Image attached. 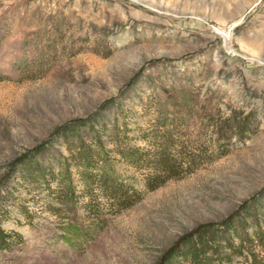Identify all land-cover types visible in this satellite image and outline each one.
Listing matches in <instances>:
<instances>
[{
    "label": "rangeland",
    "instance_id": "obj_1",
    "mask_svg": "<svg viewBox=\"0 0 264 264\" xmlns=\"http://www.w3.org/2000/svg\"><path fill=\"white\" fill-rule=\"evenodd\" d=\"M166 132L156 187L119 156L78 172ZM0 219V264H161L228 225L253 248L229 232L221 263L264 264V0H0Z\"/></svg>",
    "mask_w": 264,
    "mask_h": 264
},
{
    "label": "trees",
    "instance_id": "obj_2",
    "mask_svg": "<svg viewBox=\"0 0 264 264\" xmlns=\"http://www.w3.org/2000/svg\"><path fill=\"white\" fill-rule=\"evenodd\" d=\"M155 138L157 140H155L153 143L152 149H142L132 144L123 147L120 142V144H117L116 142L115 147L108 148L103 147L99 144V142H97L95 149H89L77 155V167L80 168V171L78 172H80V176L82 178H86L84 181L89 182L90 176H92V171L89 172L88 169L97 165V161L105 167L108 164H111L112 160L116 158V156H119L132 168L143 173L146 178V182L149 181L151 183L156 181L155 185H153V187H156L160 185L159 180L163 178V174H173L175 172V166L178 164L170 153V150L173 148L172 145H174L172 133L166 132L156 134ZM76 146L78 149L81 148V150H84V147H86L82 144H76ZM31 167L32 166H28L29 169ZM105 175L100 179V183L95 185L97 189L102 191L100 195L104 196L106 199L109 198L118 203L119 205H117V207H122L124 204V208L128 207L130 205V203H127V201H130L129 197L123 191L119 190L117 183L112 181L111 176L106 175L105 177ZM72 198V189L67 187V190L64 194V199L68 203V201H70ZM225 228L227 229L225 231H219V229H200L194 239H191V242L188 243L187 249L183 251V253L180 252L178 255L165 257L161 264H176L178 263V260H182L184 264H211L214 260L217 261V264H222V259L217 256L218 251L216 246L218 238H220L226 246H231V244L228 243L230 241V236H232L229 234V232L236 233L234 235L239 241V247L237 250H249V252H252L253 243L250 238H244V236H240L237 232L238 229H235L236 227L233 225H228ZM254 236L257 237L256 241H258L261 246H263L264 242L260 238L261 235H259L260 237L256 235ZM14 238V236L5 233L0 226V247L10 248L11 246L9 247V243H18L17 239ZM234 249L236 248L233 247L232 250ZM252 264H257L255 262V257H253Z\"/></svg>",
    "mask_w": 264,
    "mask_h": 264
}]
</instances>
